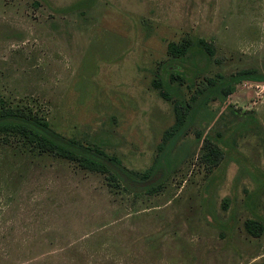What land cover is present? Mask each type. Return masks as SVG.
Here are the masks:
<instances>
[{
    "label": "rangeland",
    "instance_id": "obj_1",
    "mask_svg": "<svg viewBox=\"0 0 264 264\" xmlns=\"http://www.w3.org/2000/svg\"><path fill=\"white\" fill-rule=\"evenodd\" d=\"M198 38L208 63L196 44L172 60L169 42ZM248 69L264 75V0H0L5 105L136 172L175 123L156 77L184 72L170 85L187 99L204 77ZM165 163L155 191L125 189L0 141V264H264V83L205 104Z\"/></svg>",
    "mask_w": 264,
    "mask_h": 264
},
{
    "label": "trees",
    "instance_id": "obj_2",
    "mask_svg": "<svg viewBox=\"0 0 264 264\" xmlns=\"http://www.w3.org/2000/svg\"><path fill=\"white\" fill-rule=\"evenodd\" d=\"M199 48L202 62H209L213 56V46L208 41L198 38L196 41L185 39L183 42H169L168 52L172 60L182 62L191 57L193 45ZM208 61V62H207ZM168 82H162L160 77L153 80V86L161 97L172 100L175 123L164 132V142L153 165L144 172H136L125 167L116 155L107 153L97 144H84L75 138L66 137L55 131L49 122L43 118L26 113L23 109L6 106L0 98V141L2 143L19 140L27 143L40 152H49L58 157L78 162L83 168L99 171L110 176L112 182L123 184L125 189H141L155 191L165 173V158L169 148L184 134L197 113L210 100L227 96L234 90V85L242 82L264 83V75L255 70H240L226 77H204L202 85L195 87L194 92L186 99L180 86H171L177 81L181 85L184 72L176 70L168 72ZM166 83V84H165ZM165 84V85H164ZM170 85V86H169ZM159 174V175H158ZM154 178V180H153Z\"/></svg>",
    "mask_w": 264,
    "mask_h": 264
}]
</instances>
